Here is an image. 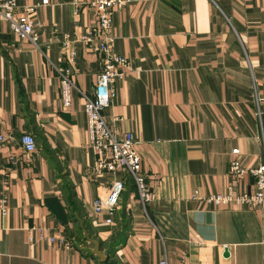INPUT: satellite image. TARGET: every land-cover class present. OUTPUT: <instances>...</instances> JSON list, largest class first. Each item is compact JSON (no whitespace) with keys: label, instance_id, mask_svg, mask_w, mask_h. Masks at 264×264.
I'll use <instances>...</instances> for the list:
<instances>
[{"label":"crops","instance_id":"1","mask_svg":"<svg viewBox=\"0 0 264 264\" xmlns=\"http://www.w3.org/2000/svg\"><path fill=\"white\" fill-rule=\"evenodd\" d=\"M16 1L34 6L26 15L40 50L0 19V264H264V206L206 201L231 183L232 149L248 167L264 160L254 105L264 98V0H129L113 11V49L130 67L103 113L117 138L133 134L153 194L142 206L126 178L113 224L91 203L123 175L96 172L84 100L75 92L61 105L57 71L69 68L91 92L101 54L81 37L94 8ZM25 133L36 142L30 154ZM235 188L252 193L254 177Z\"/></svg>","mask_w":264,"mask_h":264},{"label":"built area","instance_id":"2","mask_svg":"<svg viewBox=\"0 0 264 264\" xmlns=\"http://www.w3.org/2000/svg\"><path fill=\"white\" fill-rule=\"evenodd\" d=\"M128 2L129 0H90L89 2L95 11V22L90 31L83 34L81 42L90 44L93 52L101 54L100 71L91 92H85L75 84L69 68H57L61 105L69 106L75 92L84 100L83 110L87 120L88 141L97 155L96 172L123 175L110 184L106 193L98 194L92 200L93 214L104 215L106 224H113L126 178L133 182L137 198L142 206L153 198L142 170L141 156L134 148L136 141L133 134L124 132L122 138H117L115 130L103 113L115 97V80L124 78L126 70L130 67L127 58L114 51V38L111 31L113 11L123 8ZM47 3L48 0L41 1V5ZM33 8L34 6H24L19 10L16 0H0V19L7 23L9 29L19 39L27 40L35 49L40 50L38 33L33 21L26 15V12H31ZM76 11L75 9L74 12ZM72 55V53L69 54L71 60ZM254 105L255 117L262 125L264 124V98L255 95ZM2 140L0 134V141ZM19 141L25 153L30 154L36 150V142L31 134H21ZM231 154L234 155L229 164L231 183L224 192L210 195L206 201L217 207L232 204L245 205L250 208L264 206V160L256 166L248 167L238 159L239 150L237 148L232 149ZM247 174L254 177L252 193L240 192L235 188V181ZM6 202V195H1L0 210L2 213L5 212ZM49 240L50 242L56 241L54 237ZM60 242L63 243L64 240L60 239ZM153 264L171 263L166 256H163ZM179 264H185V262L181 261Z\"/></svg>","mask_w":264,"mask_h":264},{"label":"water","instance_id":"3","mask_svg":"<svg viewBox=\"0 0 264 264\" xmlns=\"http://www.w3.org/2000/svg\"><path fill=\"white\" fill-rule=\"evenodd\" d=\"M82 227V232L87 244H91V253L97 256L100 260L104 261L106 255L100 250V243L97 239L91 237L88 232ZM225 255H227V250L225 249Z\"/></svg>","mask_w":264,"mask_h":264},{"label":"rangeland","instance_id":"4","mask_svg":"<svg viewBox=\"0 0 264 264\" xmlns=\"http://www.w3.org/2000/svg\"><path fill=\"white\" fill-rule=\"evenodd\" d=\"M89 247H91V244H88Z\"/></svg>","mask_w":264,"mask_h":264}]
</instances>
